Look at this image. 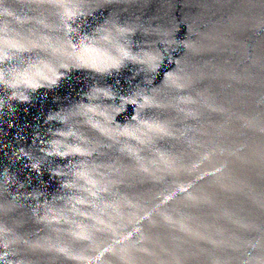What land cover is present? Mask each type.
Returning a JSON list of instances; mask_svg holds the SVG:
<instances>
[{
	"label": "water",
	"instance_id": "95a60500",
	"mask_svg": "<svg viewBox=\"0 0 264 264\" xmlns=\"http://www.w3.org/2000/svg\"><path fill=\"white\" fill-rule=\"evenodd\" d=\"M0 264H264V0H0Z\"/></svg>",
	"mask_w": 264,
	"mask_h": 264
}]
</instances>
